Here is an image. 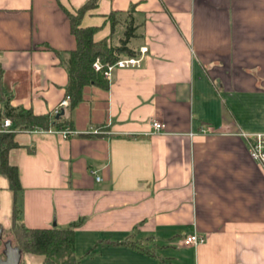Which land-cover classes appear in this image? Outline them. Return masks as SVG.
I'll return each instance as SVG.
<instances>
[{
    "label": "crops",
    "instance_id": "obj_1",
    "mask_svg": "<svg viewBox=\"0 0 264 264\" xmlns=\"http://www.w3.org/2000/svg\"><path fill=\"white\" fill-rule=\"evenodd\" d=\"M88 1L0 0L11 107L54 113L65 98L57 52L76 40L64 8ZM130 22L129 47L142 61L114 69L108 90L86 86L64 110L80 134H16L22 221L79 223L82 264H264V170L241 135L264 133V0H99L82 26L118 46ZM153 119L163 132L152 134ZM2 190L12 192L13 213L9 180ZM193 232L205 242L185 245ZM105 240L138 241L151 255Z\"/></svg>",
    "mask_w": 264,
    "mask_h": 264
},
{
    "label": "trees",
    "instance_id": "obj_2",
    "mask_svg": "<svg viewBox=\"0 0 264 264\" xmlns=\"http://www.w3.org/2000/svg\"><path fill=\"white\" fill-rule=\"evenodd\" d=\"M99 0H89L75 12L64 8L71 27V33L75 37L76 46L67 53L57 54L61 58L62 64L68 72V83L66 86V96L70 97L69 109H75L84 99V89L86 86L95 85L102 89H109V80L104 77L103 71H97L94 63L99 60L103 68L108 64L115 63L122 55L136 56L137 52L129 47L130 40L135 36L133 22L128 24L125 37L120 45L112 46L107 39L95 41L94 35L96 27L82 26L84 15L97 6ZM112 18V28L117 20L115 14ZM115 19V20H114ZM12 94L3 85L0 79V103L4 104L3 115L10 117L17 129L29 131L32 129L49 130L51 128L63 129L73 127L72 121L66 119L64 115L47 113L35 114L32 110L23 107H11L9 102ZM17 133L0 134V175L9 180V187L15 193L12 224L10 232L15 238L16 244L25 253H32L44 256L41 264H82L76 256V229L79 223H72L68 226L58 225L51 228H31L22 221V212L18 201V193L22 190L20 173L17 166L10 163L11 151L18 147L15 140ZM112 245H128L135 250L151 255L148 247L142 246L138 241H102ZM23 264H26L23 261Z\"/></svg>",
    "mask_w": 264,
    "mask_h": 264
},
{
    "label": "built area",
    "instance_id": "obj_3",
    "mask_svg": "<svg viewBox=\"0 0 264 264\" xmlns=\"http://www.w3.org/2000/svg\"><path fill=\"white\" fill-rule=\"evenodd\" d=\"M146 50L147 48H142L143 53ZM141 61H142L141 58H138L136 56H127V57L120 58L115 63L108 64L105 68H103L102 63L99 60H97L94 63V68L97 71H103L104 77L107 80H110L114 69L138 66L140 65ZM69 105H70V97L65 96V98L60 102L58 107L55 109L54 114H60L61 111L67 109ZM151 126H152V134L161 133L165 129V124L158 119H153L151 122ZM208 130H211V127H209ZM29 131L30 132L31 131H36V132L49 131L52 133H57L61 135L63 138H69L70 136L80 134L79 131L72 129L71 127H65L63 129H52L51 128L49 130L32 129ZM18 132H21V131L20 129H17L15 127L13 120L10 117L4 116L0 109V134L18 133ZM89 133H101V131L98 129H93L89 131ZM241 135L246 139L248 149L250 152V156L264 170V133L262 132H258V133L242 132ZM96 179L100 181L101 177L96 176ZM203 242H205V237L198 234L197 232H193L189 234L184 239V244L188 246H197L198 244L203 243Z\"/></svg>",
    "mask_w": 264,
    "mask_h": 264
},
{
    "label": "rangeland",
    "instance_id": "obj_4",
    "mask_svg": "<svg viewBox=\"0 0 264 264\" xmlns=\"http://www.w3.org/2000/svg\"><path fill=\"white\" fill-rule=\"evenodd\" d=\"M8 180L5 176L0 175V185L7 184ZM0 222L4 227V234L8 236V238L14 239V245H17L15 242V238L10 232L11 224H12V192L8 190L0 191ZM142 246L146 247V244L141 243ZM149 248V247H148ZM42 256H34L25 258V262H29L30 264H40Z\"/></svg>",
    "mask_w": 264,
    "mask_h": 264
},
{
    "label": "water",
    "instance_id": "obj_5",
    "mask_svg": "<svg viewBox=\"0 0 264 264\" xmlns=\"http://www.w3.org/2000/svg\"><path fill=\"white\" fill-rule=\"evenodd\" d=\"M63 114H64V110L61 111V113L57 117ZM3 231H4V227L0 225V264H21L24 254L23 250L18 245H14L13 238L4 239L2 235ZM8 250L15 251L16 253L15 259H12L10 257ZM1 255H3L4 258Z\"/></svg>",
    "mask_w": 264,
    "mask_h": 264
},
{
    "label": "flooded vegetation",
    "instance_id": "obj_6",
    "mask_svg": "<svg viewBox=\"0 0 264 264\" xmlns=\"http://www.w3.org/2000/svg\"><path fill=\"white\" fill-rule=\"evenodd\" d=\"M3 238L4 239H7L8 238V236H5V234H4V231H3ZM8 252H9V254H10V257L12 258V259H15L16 258V253H15V251H13V250H8ZM3 258H4V256L3 255H1ZM21 264H23V259H22V262H21Z\"/></svg>",
    "mask_w": 264,
    "mask_h": 264
}]
</instances>
